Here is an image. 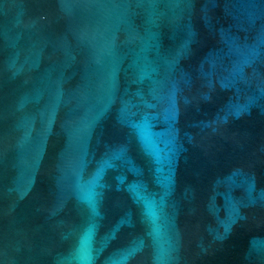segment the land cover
Listing matches in <instances>:
<instances>
[{
    "label": "water",
    "instance_id": "1",
    "mask_svg": "<svg viewBox=\"0 0 264 264\" xmlns=\"http://www.w3.org/2000/svg\"><path fill=\"white\" fill-rule=\"evenodd\" d=\"M0 264H264V0H0Z\"/></svg>",
    "mask_w": 264,
    "mask_h": 264
}]
</instances>
